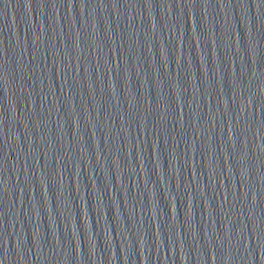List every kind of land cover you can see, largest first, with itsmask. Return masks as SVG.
Here are the masks:
<instances>
[{
  "label": "water",
  "instance_id": "1",
  "mask_svg": "<svg viewBox=\"0 0 264 264\" xmlns=\"http://www.w3.org/2000/svg\"><path fill=\"white\" fill-rule=\"evenodd\" d=\"M0 264H264V0H0Z\"/></svg>",
  "mask_w": 264,
  "mask_h": 264
}]
</instances>
